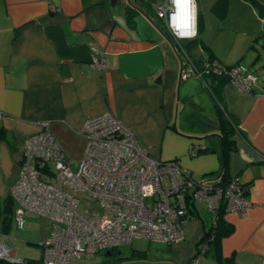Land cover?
Listing matches in <instances>:
<instances>
[{
    "label": "crops",
    "instance_id": "0c3cea01",
    "mask_svg": "<svg viewBox=\"0 0 264 264\" xmlns=\"http://www.w3.org/2000/svg\"><path fill=\"white\" fill-rule=\"evenodd\" d=\"M165 1L0 0V131L6 132L0 137L1 223L7 210L13 208L14 216L11 190L20 178L24 141L39 131L37 123L49 121L72 168L70 156L79 147L80 163L85 152L86 138L79 133L85 120L111 112L131 127L152 158L178 160L199 177L220 174L225 167L223 180L242 181L252 206L246 215L239 210L225 214L234 229L221 241L223 257H233L231 264H264V78L257 67L264 63V0H230L225 18L212 9L219 0H206L202 7L213 25L234 11L238 15L254 47L235 64L248 66L258 77L252 92L237 89L230 78L207 82L194 67L184 77L193 59L211 53L227 65L208 39L217 40L223 29L213 26L206 33V17L196 3V38L177 40L157 13ZM93 48L107 58L103 68L93 66ZM209 220L205 206L193 208L184 221L182 242L155 241L140 249L132 241L115 250V260L218 264L199 251ZM50 229L49 221L47 236ZM139 250L146 259L130 257Z\"/></svg>",
    "mask_w": 264,
    "mask_h": 264
},
{
    "label": "built area",
    "instance_id": "2783aa9c",
    "mask_svg": "<svg viewBox=\"0 0 264 264\" xmlns=\"http://www.w3.org/2000/svg\"><path fill=\"white\" fill-rule=\"evenodd\" d=\"M192 11L191 7L178 10L172 0L157 8L168 33L177 40L196 38V0L194 27L190 22ZM173 23L186 25L177 30H194L195 35L178 37ZM93 51V66H106L107 58L96 48ZM193 71L191 63L184 77ZM215 71L222 73L223 69L216 66ZM228 74L231 83L243 92H252L258 85V77L246 65L237 64ZM37 124L39 131L24 141L20 178L11 190L17 204L14 217L18 229L25 227L29 213L51 222L37 264H80L103 251L113 254L135 238L179 243L185 238L183 226L191 208L205 206L210 218H216L221 208L226 213L239 210L246 215L252 206L238 178L223 181L219 174L199 177L178 160L152 158L131 127L111 112L88 118L79 129L88 144L77 170L70 167L49 121ZM191 153L196 155L193 150ZM79 194L97 200L104 212L82 215ZM1 235L0 259L22 262L13 258L12 238L5 232ZM200 248L205 251L204 245ZM189 264L198 263L192 260Z\"/></svg>",
    "mask_w": 264,
    "mask_h": 264
},
{
    "label": "rangeland",
    "instance_id": "374dc122",
    "mask_svg": "<svg viewBox=\"0 0 264 264\" xmlns=\"http://www.w3.org/2000/svg\"><path fill=\"white\" fill-rule=\"evenodd\" d=\"M206 2V0H196V3L199 6V10L204 13V16L206 17V23H204V28L206 27V33L209 32V29H213L214 27L222 28L223 30L220 32L221 37L217 38V40H214L213 36H211V46L215 51H217V57L219 60L227 65H234L236 62L242 59L244 57V53L248 51L250 48L252 41L247 42L246 37L248 34L246 32L245 27L237 22V14L230 13L229 17L225 20H219L217 19L218 23L217 25H213L210 23L209 19V12L207 10H203V4ZM199 11V12H200ZM212 25V26H210ZM251 28V26H250ZM200 31H203L201 29ZM207 42V41H206ZM208 43V42H207ZM219 45V48H218ZM252 51V50H251ZM242 62H245L246 64H249L250 61L244 58ZM260 71V77L264 78V63L257 66ZM84 138V137H83ZM87 142V139H85ZM86 148L85 152L87 149ZM84 152V154H85ZM80 148L78 147L76 149V152L70 156L71 158V166L73 170H77L78 164L77 158H79ZM84 156V155H83ZM166 184L168 185L169 178L167 177L165 180ZM80 202L78 205L79 212L82 215L89 216L95 213H103L104 209L101 206V204L89 197L85 194H79ZM1 207V206H0ZM2 213V212H1ZM13 208L11 210H7L5 214L8 216H12L11 221L9 224H4L5 227H9V230L5 232L7 236L12 238L13 246L12 249L15 250V253L13 255V258L15 259H31V258H39L41 254V244L46 238L47 229L49 225V221L43 217H40L36 214L29 213L27 216V222L25 224V227L23 229H18L16 227V219L12 215ZM3 224L1 223L0 219V244L3 242V237L1 233L3 231H6L7 228L4 229ZM46 235V236H45ZM153 243L155 241H149L145 238H135L133 240V246L134 247H140V249H146L149 247L150 243ZM153 243L152 245H154ZM124 247H121L122 249ZM112 256L108 255L106 252H100L93 256L87 257L80 261L81 264H129L124 263L120 260H115L117 254ZM130 264H136L135 262H132Z\"/></svg>",
    "mask_w": 264,
    "mask_h": 264
},
{
    "label": "trees",
    "instance_id": "16d2710c",
    "mask_svg": "<svg viewBox=\"0 0 264 264\" xmlns=\"http://www.w3.org/2000/svg\"><path fill=\"white\" fill-rule=\"evenodd\" d=\"M229 1L230 0H219L218 2H216L214 4V6L212 7L213 11L220 17V18H225L228 12V7H229ZM129 12L132 13L130 7H129ZM200 23V16L198 15V26ZM199 31V30H198ZM202 45L204 48L206 49H210L208 44H205L202 41ZM251 47H254V45H252ZM193 67L196 70L197 75H199L201 78H203L205 81L208 82L209 78L212 79H223V80H227L230 78V75L228 74V71L230 68L236 66L235 65H221L219 63V61L213 57V54L211 53L210 56L205 57V58H200V59H193ZM217 66V68L219 67V69H223L222 73H217L215 71V67ZM6 132L5 131H0V137H5ZM229 139L228 138H224L223 139V145H224V150L227 151L229 149ZM219 175L222 176H226V168L224 167L223 169H221V171L219 172ZM222 176H219L222 179ZM223 180V179H222ZM225 181V180H223ZM246 192V191H245ZM14 200V199H12ZM190 211H193V209L191 208ZM225 214L226 211L224 210V208H221V210H219L217 218L219 219V222L217 224V228L213 229V232L210 233V235L205 236V238L203 239L204 241H202L199 245V251H202V248H200L201 245H204V252L207 254H210L212 256H214L217 261L218 264H231L233 261V257L231 258H224L223 257V253H222V248H221V241L224 237H226L227 235H229L234 227L232 224H229L226 219H225ZM12 216L10 215H6L4 217L5 219V223L9 224V222L11 221ZM4 223V224H5ZM8 227V226H7ZM119 250V249H118ZM137 256V258L140 259H146L147 258V253L145 251H140L138 253L133 254L132 256H130L131 258ZM129 257V256H128ZM118 258H122L121 255L118 256ZM127 258V257H125ZM23 261L21 262H13V261H9L8 259L5 258H1L0 259V264H37L39 263V258H31V259H22Z\"/></svg>",
    "mask_w": 264,
    "mask_h": 264
},
{
    "label": "clouds",
    "instance_id": "9594fccd",
    "mask_svg": "<svg viewBox=\"0 0 264 264\" xmlns=\"http://www.w3.org/2000/svg\"><path fill=\"white\" fill-rule=\"evenodd\" d=\"M172 3L174 5L177 6L178 10H181L183 8H188L191 7L193 9L192 14L190 16V22L192 24V26L194 27V21H195V15H194V6H195V0H172ZM176 17L173 16L172 20L175 21ZM173 27V30L175 31V34L180 37V38H184V37H192L195 35V31H185V30H177V29H182L184 27H187L186 25H179V24H175L173 23L171 25ZM199 30V27H198ZM23 222L21 221V226H22Z\"/></svg>",
    "mask_w": 264,
    "mask_h": 264
},
{
    "label": "flooded vegetation",
    "instance_id": "af4514ba",
    "mask_svg": "<svg viewBox=\"0 0 264 264\" xmlns=\"http://www.w3.org/2000/svg\"><path fill=\"white\" fill-rule=\"evenodd\" d=\"M218 222H219V219L217 217L216 218H210L208 224H206V226H205V231H204V234L200 240V243L202 241H204L203 239L205 238V236H208V235H210V233L213 232L214 228H217L216 226H217ZM200 243H199V245H200Z\"/></svg>",
    "mask_w": 264,
    "mask_h": 264
},
{
    "label": "water",
    "instance_id": "95a60500",
    "mask_svg": "<svg viewBox=\"0 0 264 264\" xmlns=\"http://www.w3.org/2000/svg\"><path fill=\"white\" fill-rule=\"evenodd\" d=\"M201 145H202L203 147H205L204 144L201 143Z\"/></svg>",
    "mask_w": 264,
    "mask_h": 264
}]
</instances>
